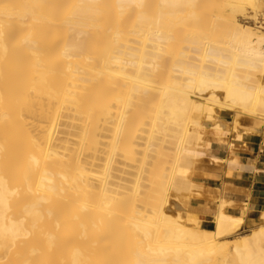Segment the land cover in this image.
Listing matches in <instances>:
<instances>
[{"label":"bare ground","instance_id":"1","mask_svg":"<svg viewBox=\"0 0 264 264\" xmlns=\"http://www.w3.org/2000/svg\"><path fill=\"white\" fill-rule=\"evenodd\" d=\"M259 16L264 0H0V264H264V208L233 238L248 206L219 189L212 229L168 209L200 187L204 129L227 143L217 111L264 122V27L238 21ZM237 147L210 161L232 175Z\"/></svg>","mask_w":264,"mask_h":264},{"label":"rangeland","instance_id":"2","mask_svg":"<svg viewBox=\"0 0 264 264\" xmlns=\"http://www.w3.org/2000/svg\"><path fill=\"white\" fill-rule=\"evenodd\" d=\"M240 24L249 26L256 29L260 26L264 27V21L259 16L257 20L247 19L238 17ZM262 81V80H261ZM216 116V117H215ZM214 118L215 121L225 125V129L228 131V137L226 139L227 143L217 145L214 141V136L211 133V126L204 129L203 139L201 144L209 143L207 149H204L205 155L200 159H193L192 164L189 169L188 177L195 184H199L200 187H192L189 190H179L172 191L171 197L169 199L168 209L173 215L179 214L182 217H186L188 213H193L197 215L198 208H213V213L217 208V189L209 188V185L213 187H218L216 182H208V179L218 173H221L224 169V164H212L210 157L213 155H220L224 159L229 158V143L241 144L240 142L233 141V130L235 126L238 131L254 129L258 134H261L264 139V122L255 119H244L239 118L237 123H234V113L225 112L223 110L217 111ZM212 123L214 120L211 121ZM220 187V186H219ZM198 216V215H197ZM213 224V223H212ZM259 222L256 221L254 226H247L241 228L234 236L249 233L258 226ZM200 227L207 228L210 226H205L200 222ZM213 225L211 228L212 229ZM229 239V238H226Z\"/></svg>","mask_w":264,"mask_h":264},{"label":"crops","instance_id":"3","mask_svg":"<svg viewBox=\"0 0 264 264\" xmlns=\"http://www.w3.org/2000/svg\"><path fill=\"white\" fill-rule=\"evenodd\" d=\"M236 161L237 169L232 175H228L227 165L221 173L215 174L208 182L218 183V187L209 185L211 189H219L227 200L233 202L234 214H240L242 205L247 204L248 210L241 228L247 227L249 222L257 221L259 212L264 208V139L261 134L241 141L237 144ZM223 158L220 155H214ZM220 186V187H219ZM213 208H198L197 215L206 229L213 225Z\"/></svg>","mask_w":264,"mask_h":264}]
</instances>
